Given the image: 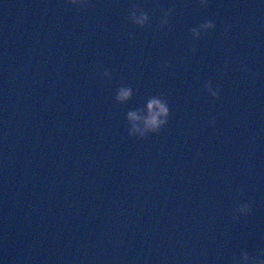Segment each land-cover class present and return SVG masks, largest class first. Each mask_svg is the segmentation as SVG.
I'll list each match as a JSON object with an SVG mask.
<instances>
[{
  "label": "water",
  "instance_id": "1",
  "mask_svg": "<svg viewBox=\"0 0 264 264\" xmlns=\"http://www.w3.org/2000/svg\"><path fill=\"white\" fill-rule=\"evenodd\" d=\"M154 97L168 123L132 135ZM245 251L264 259V0H0V260Z\"/></svg>",
  "mask_w": 264,
  "mask_h": 264
},
{
  "label": "clouds",
  "instance_id": "2",
  "mask_svg": "<svg viewBox=\"0 0 264 264\" xmlns=\"http://www.w3.org/2000/svg\"><path fill=\"white\" fill-rule=\"evenodd\" d=\"M89 0H69L74 6H87ZM131 20L135 25L146 26L150 22V17L144 12L134 11L131 15ZM168 14L162 18V24H168ZM215 27V24L212 21H207L202 24L200 28L193 29V35L199 37L201 31H208ZM110 75L108 72H105V76ZM208 92L212 96H218V91H213L211 83L208 85ZM133 90L130 87H121L118 90L116 99L120 103H125L131 99ZM148 115L142 116L138 112H129L128 120L131 124L130 132L132 135L139 134L143 137L147 133L158 132L168 123V118L170 115V108L165 100L154 97L152 98L147 105ZM214 123V121H213ZM240 212L247 214L249 208L247 205H242L239 209ZM264 255V254H262ZM0 264H4L3 260H0ZM235 264H264V259L259 257L250 256L248 252H243L239 257L235 259Z\"/></svg>",
  "mask_w": 264,
  "mask_h": 264
}]
</instances>
